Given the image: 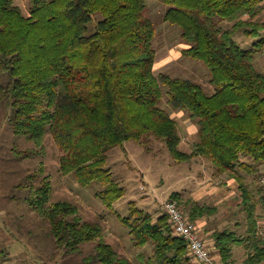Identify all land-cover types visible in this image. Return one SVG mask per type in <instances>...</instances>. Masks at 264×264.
<instances>
[{
  "label": "trees",
  "instance_id": "trees-1",
  "mask_svg": "<svg viewBox=\"0 0 264 264\" xmlns=\"http://www.w3.org/2000/svg\"><path fill=\"white\" fill-rule=\"evenodd\" d=\"M159 2L168 7L163 19L182 30L187 44L183 55L208 67L213 94L192 79L156 73L157 25L148 14V0H32L28 15L15 0H0V102L10 103L8 121L14 132L37 148L21 157L44 152L50 131L61 151V172L76 173L80 185L101 183L97 195L112 207L126 191L107 167L112 149L125 148L130 140L146 145L153 137L165 142L178 161L202 155L216 174L236 179L246 212L245 236L216 233L223 263L235 264L233 247L249 242L244 264H262L264 210L260 215L240 169L257 173L264 164V72L255 64L264 52V20L257 18L264 0ZM223 20L232 26L223 28ZM239 31L254 38L251 47L239 44ZM165 87L168 103L188 110L199 127L190 153L180 148L179 122L161 105ZM50 185L44 181L34 186L28 198L49 221L57 246L77 253L82 244L95 242L102 264H129L106 241L99 221L85 220L67 200L48 205ZM170 199L183 202L178 192ZM186 204L195 221L217 211L208 204ZM121 220L135 246L153 245L145 264L189 261L188 243L174 233L168 215L154 216L133 205ZM3 256L0 251V264Z\"/></svg>",
  "mask_w": 264,
  "mask_h": 264
},
{
  "label": "rangeland",
  "instance_id": "rangeland-1",
  "mask_svg": "<svg viewBox=\"0 0 264 264\" xmlns=\"http://www.w3.org/2000/svg\"><path fill=\"white\" fill-rule=\"evenodd\" d=\"M15 2L24 14H30L32 0ZM147 6L149 16L157 25L154 42L158 52L156 73L192 79L213 94L216 87L208 67L201 60L183 55L187 44L183 41L181 28L163 19L168 7L160 4L159 0H148ZM258 15V19L264 20V10ZM220 25L225 29L232 26L225 20L220 21ZM235 38L244 48L251 47L255 41L242 31L237 32ZM255 64L263 73L264 52L258 53ZM164 90L161 105L179 122L183 137L180 148L190 153L199 140V127L188 110L176 109L168 103L167 87ZM9 112L10 103L0 102V251L5 255L3 264H102L95 256V242L82 244V252L77 253H69L57 246L49 221L35 210L28 198L31 189L44 181L51 183L48 205L67 200L78 207L85 220L99 221L104 226L106 241L129 264H145L154 253L152 244L135 246L129 226L121 220L122 216L131 214L133 205L160 216L163 202L178 192L183 196L182 208L189 216L190 205L187 202L191 205L193 202L208 204L217 208L215 213L207 215L209 219L211 217L210 222H215L222 231L240 233L244 226L236 228L234 223L238 220L247 225L238 182L227 174H216L213 163L202 155L189 161H178L172 157L165 142L153 137L146 145L130 140L125 143V148L112 149L107 167L126 191L110 207L97 195L103 188L101 183L95 181L88 186L80 185L76 173L61 172V151L50 131L46 136L44 152L21 157L37 148L26 136H18L14 132L8 121ZM240 171L255 193L259 202L258 212L263 215L264 164L259 166L257 173H248L245 169ZM260 225L264 234V217L260 219ZM189 258L186 264H195L191 255Z\"/></svg>",
  "mask_w": 264,
  "mask_h": 264
},
{
  "label": "built area",
  "instance_id": "built-area-1",
  "mask_svg": "<svg viewBox=\"0 0 264 264\" xmlns=\"http://www.w3.org/2000/svg\"><path fill=\"white\" fill-rule=\"evenodd\" d=\"M177 199L163 202V213L168 215L174 227V233L184 238L189 246L190 255L200 264H224L209 249L201 235L197 221L193 220Z\"/></svg>",
  "mask_w": 264,
  "mask_h": 264
},
{
  "label": "crops",
  "instance_id": "crops-1",
  "mask_svg": "<svg viewBox=\"0 0 264 264\" xmlns=\"http://www.w3.org/2000/svg\"><path fill=\"white\" fill-rule=\"evenodd\" d=\"M182 205H184V204H182ZM210 219H211V217H210ZM210 219L208 218L207 215H204V216L198 218L196 220L197 224H198V229H199L201 235L203 236V238L206 240L208 247L211 250V252L219 260L222 261L221 255H220L218 247H217V237H216V233L218 231H222V230L219 229L220 227L219 228L217 227L215 222H213V221L210 222ZM239 222L240 221L238 220L234 223L235 227L240 228V226H241V228H243V226H244V228L241 230L240 233H238V235L245 236L247 234L248 225H246V224L243 225L242 222H240V223ZM233 232H235V231H233ZM249 252H250V243L249 242H246L244 244H239L238 246L235 245L233 247V257H232L233 262L235 264H244ZM192 260L195 264H200L193 257H192ZM262 264H264V263H262Z\"/></svg>",
  "mask_w": 264,
  "mask_h": 264
}]
</instances>
